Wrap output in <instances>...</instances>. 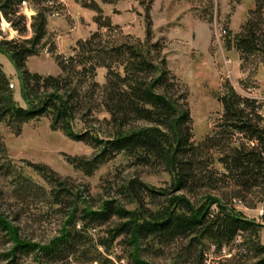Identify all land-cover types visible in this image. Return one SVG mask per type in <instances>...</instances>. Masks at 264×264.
Listing matches in <instances>:
<instances>
[{"label":"trees","instance_id":"trees-1","mask_svg":"<svg viewBox=\"0 0 264 264\" xmlns=\"http://www.w3.org/2000/svg\"><path fill=\"white\" fill-rule=\"evenodd\" d=\"M25 4L35 10L33 35L0 40L21 71L24 104L15 99L0 65V126L19 133L24 124L49 117L54 130L95 148L91 158L68 157L86 176L123 155L131 166L168 173L171 184L161 189L133 177L120 185L110 183L111 198H90L47 165L24 160L44 181L40 184L10 159L0 135V177L10 176L16 196L47 207L59 220L57 233L46 242L22 234L20 216L8 211L0 190V237L7 246L0 251L2 264H107L112 260L104 254L111 253L117 241L129 245L135 264H151L143 258L146 252L167 255L169 264H207L212 246L215 253L237 249L233 258L220 264H264L261 224L210 193L203 204L191 199L202 190L225 186L233 187L238 196L258 190L264 196V101L243 96L226 81L218 94L221 116L212 132L196 142L183 86L161 56L159 44L151 43V30L145 41L130 42L127 36L117 44L103 42L101 34L95 33L80 42L71 57L52 49L64 74L44 76L30 72L26 64L47 45L48 18L63 4L0 0V17L20 35L29 30L21 13ZM83 5L98 10L94 1ZM262 12L264 0H256L242 31L232 37L229 31L227 47H235L243 60L264 58ZM106 23L110 28L111 23ZM102 66L107 68L106 83L99 89L93 82L84 91L81 85L87 78L94 79ZM97 89L101 92L95 102ZM102 112L106 115L96 119ZM80 113L86 124H94L77 129Z\"/></svg>","mask_w":264,"mask_h":264},{"label":"rangeland","instance_id":"rangeland-1","mask_svg":"<svg viewBox=\"0 0 264 264\" xmlns=\"http://www.w3.org/2000/svg\"><path fill=\"white\" fill-rule=\"evenodd\" d=\"M60 1L63 4L60 12L48 18V33L44 39L47 45L40 54L27 61L26 68L32 73L44 76L64 74L56 54L66 57L76 55L79 43L95 33L101 34L103 42L117 44L127 36L130 37V42L145 41L151 30V43L159 44L161 56L167 60L168 68L183 86L196 142L204 140L212 132L221 116L222 106L218 94L226 81L243 96L264 101V58L258 56L243 60L235 47H227L229 31L231 37L242 31L251 16V10L256 8V0ZM90 1L97 4L98 10L83 5ZM21 13L27 18L28 32L20 35L5 18L0 17V40L29 38L33 35L30 25L31 17L35 14L34 7L25 4L21 7ZM260 18H264V12ZM107 21L111 23L110 28L104 26ZM225 29L228 33L224 32ZM0 65L8 75L10 84L14 85L11 88L15 99L24 104L21 71L1 46ZM106 80L107 68L102 66L97 69L94 79L87 78L81 86L87 91L91 89L93 82H98L101 89ZM77 81L76 79L75 82ZM100 92L98 90L92 100L97 102ZM81 114L77 120V129L84 130L94 124H86V118ZM104 115L106 114L102 112L95 116L96 119H101ZM90 119L92 120L91 117ZM0 135L10 159L40 184H44V181L26 166L24 160L47 165L61 177L69 178L74 186L81 188L83 194L90 198H111L109 196H112L114 189H108L110 183L120 185L133 177H139L148 185L161 189L168 188L171 184L168 173L149 167L131 166L123 155L101 166L92 176H86L69 162L68 157L91 158L96 153L95 148L87 142L72 139L63 131L54 130L49 117L24 124L19 133L1 125ZM0 190L4 192L2 199L8 211L19 214L22 234L36 241L46 242L57 233L58 215L48 213L45 206L23 202L14 194L10 176L0 177ZM209 193L212 197L220 198L230 208L242 212L248 219L261 224L260 240L264 243V196L259 190L238 196L233 187L225 186L218 191L202 190L201 195L191 196V199L198 205L203 204L206 197L210 196ZM128 208L134 209L136 206L130 205ZM5 248L7 246L3 245L0 237V251ZM236 253L237 249L230 251V248H226L222 253H215L214 250L213 255L226 260L233 258ZM104 256L112 260L107 264H135L130 256V247L125 241H117L113 251ZM166 257L167 255L156 256L146 252L143 258L151 264H169Z\"/></svg>","mask_w":264,"mask_h":264},{"label":"built area","instance_id":"built-area-1","mask_svg":"<svg viewBox=\"0 0 264 264\" xmlns=\"http://www.w3.org/2000/svg\"><path fill=\"white\" fill-rule=\"evenodd\" d=\"M11 87H14V85L11 84ZM214 250H215V247L212 246L211 251L208 254L207 264H220L221 258L219 259V258H217V256L213 255ZM223 251H226V248Z\"/></svg>","mask_w":264,"mask_h":264}]
</instances>
